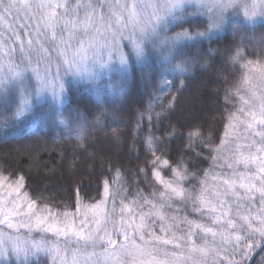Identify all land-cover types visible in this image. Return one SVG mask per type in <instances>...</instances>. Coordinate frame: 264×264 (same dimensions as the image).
I'll use <instances>...</instances> for the list:
<instances>
[{"label":"snow or ice","instance_id":"1","mask_svg":"<svg viewBox=\"0 0 264 264\" xmlns=\"http://www.w3.org/2000/svg\"><path fill=\"white\" fill-rule=\"evenodd\" d=\"M258 17L264 23V0H0V104L15 102L0 110V130L44 94L62 99L66 77L96 86L151 55L163 65L132 145H141L146 187L133 189L116 167L97 177L94 195L77 189L57 210L0 170V264H264V58L243 52ZM229 28L241 37L231 63L244 72L224 77L222 135L205 133L173 120L176 93L199 63L187 50ZM257 45L264 52V33ZM102 116L60 123L84 147ZM112 134L119 143V129Z\"/></svg>","mask_w":264,"mask_h":264},{"label":"trees","instance_id":"2","mask_svg":"<svg viewBox=\"0 0 264 264\" xmlns=\"http://www.w3.org/2000/svg\"><path fill=\"white\" fill-rule=\"evenodd\" d=\"M262 33L264 24L248 25L245 29L243 52L248 59L264 58V52L257 45ZM240 43V35L234 36L229 28L211 41L205 40L187 50V54L196 57L199 63L184 78L185 87L176 93L173 120L196 121L205 133L219 128L222 135L218 108L223 99L224 77L236 82L244 72L239 64L233 65L230 60ZM209 48L216 51L207 58L205 65L204 54ZM162 72L161 61L151 55L144 64L130 62L125 73L111 71L103 74L96 86L78 81L68 83L61 107L36 106L29 114L30 120L14 127V132L0 130V170L14 179L23 176L25 185L22 191L55 205L57 210L63 209L69 202V194L77 189L94 195L97 177L108 178L110 170L116 167L133 189L138 183L146 187L143 174H138V168L144 166V154L140 143L136 144V150H132V145L136 137L138 110L146 108L150 101L155 103L154 92ZM0 110L9 114L13 112L8 105L2 104ZM155 110L160 111L159 106ZM101 113H104L101 123L90 124L84 147H79L75 134L72 133L70 138L69 129L60 123L62 117L75 127L72 122L81 114L91 122ZM110 113H115V119ZM167 124L165 120L157 135ZM113 128L121 133L119 143H114ZM178 143L174 142L172 146L177 147ZM102 173L105 175L101 176ZM89 202L85 198V203Z\"/></svg>","mask_w":264,"mask_h":264},{"label":"rangeland","instance_id":"3","mask_svg":"<svg viewBox=\"0 0 264 264\" xmlns=\"http://www.w3.org/2000/svg\"><path fill=\"white\" fill-rule=\"evenodd\" d=\"M240 19H241V20L244 19L242 15H241ZM256 19H257V23H255V24H251V23H249L248 25H251V26H252V25H256V24H264V23H260V22H259V20H260L259 17L256 18ZM224 32H225V31L219 33L218 35L214 36L213 38H215V37H217V36L223 34ZM213 38H212V39H213ZM105 73H107V72H105ZM105 73H104V74H105ZM77 81H78V82H81V83H85L84 81H82V80L79 79V78L66 77V78H65V86H66L68 83H70V82H77ZM63 103H64V96H63L62 99H60V100H56V99H53V97H52V95H51L50 93H46V94L42 95L39 99L33 101L32 109L35 108L36 106H39V105H42V104H48V105H51V106H53V107H57V108H58V107H61ZM8 107H10V108L12 109V111L14 112V111H15V102L12 101V100H10V102H9V104H8ZM32 109H31V110H32ZM30 112H31V111H30ZM30 112H29L26 116L22 117L20 120L15 121V122L12 123L10 126L5 127V128L2 129L1 131H4V132H14V129H13L14 127H16V126H20V125L23 124V123H27V122L30 120V115H29Z\"/></svg>","mask_w":264,"mask_h":264}]
</instances>
